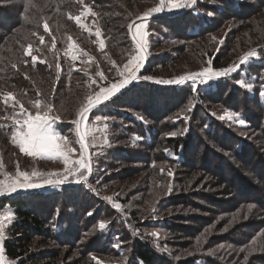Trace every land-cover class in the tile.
I'll return each mask as SVG.
<instances>
[{
    "label": "trees",
    "instance_id": "obj_1",
    "mask_svg": "<svg viewBox=\"0 0 264 264\" xmlns=\"http://www.w3.org/2000/svg\"><path fill=\"white\" fill-rule=\"evenodd\" d=\"M149 3H152L153 7H155L157 0H83V3L75 0H0V126H2L0 131L3 133L2 141L6 142L8 140L7 137H9L7 135L9 131H6V127L2 123L10 121L2 117L4 115L12 117L11 115L14 112L13 107L3 102L5 95L8 93L14 94L15 99L20 101L28 110L32 107L30 101H40L42 106L51 105L53 108L51 114L60 117L59 121L63 124L67 123L64 118H77V111L86 104V94H84L86 87L82 92L84 85L92 80L97 72L103 73L105 71L102 70L103 67L108 71H113L111 69L113 62L117 64L123 62L128 58V55L132 54L134 50L136 51L135 42L132 40L128 25L133 21L139 22V18L146 12L142 11L146 7L142 9L141 6ZM85 5H92L98 11V18L93 21L95 28H98L103 33L105 39L106 47L102 50L99 47L100 42L96 35L90 34L79 27L73 19L68 18L69 14L74 17V15L85 11ZM203 10L209 13L213 12L215 16H221L222 22L219 23L220 20L215 19L213 14L212 17L202 16L201 12ZM145 21L149 24L150 40L152 38L156 39L154 44L162 45V37H165L163 40L168 44L183 42L186 48H193L192 43L195 42L204 44L201 47V52L204 51L203 47H206V42L209 45L208 47L214 44L210 39V35L221 29L226 22L232 21L233 24H238V27L233 29L232 43H224V46L219 51L216 49L205 50V58L210 61L211 66L214 69L229 68L233 62L237 63L242 56L252 50L257 51V55L261 59L264 58V0H243L242 2L238 0H196L192 6L182 8L179 11H164L153 14L151 18ZM249 21L256 23L260 21L258 23L259 28L247 26L242 29L240 27V24L243 25ZM45 22L49 27V31L44 29ZM257 30L261 32H257ZM34 32L37 35H33ZM40 36L44 38L43 43L37 45V42L41 41L39 39ZM36 40L38 41L36 42ZM218 40L221 39L219 38ZM53 44L55 45L54 48ZM73 44L75 47L72 49V55L78 54L79 58L76 62L70 55L65 54L69 45ZM29 46L35 48L30 55H27L26 49ZM195 50L198 51L197 49ZM174 52L180 55L178 57H170L167 55L166 50L160 55L162 58L156 61H152L155 59L148 53L147 65L142 72V76L146 74L164 76L163 72L182 64L184 58L187 59L191 56L189 48L181 49V51L178 48ZM33 56L37 57L35 61L32 59ZM57 65H59V68ZM248 72L250 76H255L253 75L256 72L255 70L252 73L251 68H249ZM261 81L262 76L258 74V81L255 85H260ZM135 82L126 90L121 91L117 97H113V100L108 102L106 106L101 105L96 108V111L101 113V118L108 121V131L110 128V135L112 136L106 147V153L103 152L102 156L96 157L92 155V164L96 169L98 166L103 168V161L107 153L111 154L113 152L116 146L114 145L115 141L113 143V136H117L115 137L116 139L123 132L124 136L127 133V140L133 141L131 134L135 131L134 125L137 121L129 117V112H131L130 110H134L136 113L144 112L146 109L144 110L137 104H140V100H146V103H149L150 101L147 100L152 94L155 95V92L150 88L151 84H148V87L143 89L142 86H146V82H138V85L137 81ZM229 88L234 90L229 91ZM81 92L83 95H81V101L75 103ZM231 93L239 96L238 100L235 97V101H232L236 111H246L244 102L247 98L251 101L253 112L250 114H258L259 117L257 120L250 121V128L254 129L260 124L259 122L263 123L264 108L261 104L259 105V95L255 93L254 97H250L247 90L237 89L231 85L220 86L213 94L200 93V98H197L194 103L195 116L203 110L209 118L208 114L211 113V104H215L217 100H222L221 102L218 101L217 104H223L225 101L223 98ZM158 103L159 100H154L151 104V109L148 108L149 111L146 110L149 112L147 114L153 122L154 130L152 142L149 146L150 154L148 152L147 155L149 154L151 161L156 160L157 162L158 151L156 150L162 147L165 148L166 151H170L176 157L179 156L181 158V168L185 176L183 178L184 183L181 184L180 188L171 193L170 208L182 206V208L189 209L192 206L203 207L201 205H204L207 208L208 206H214L211 201L197 199L198 197L196 199L199 200L198 202L201 205H197L195 201L192 202V199L196 197L194 192L190 196L192 186H201L213 191L214 195L217 194L221 200L232 198L238 194L243 195L246 200L243 206L247 204L254 205V207H257L256 213L259 216V220L264 219V169L257 168L254 171L250 168L251 163L256 162L255 160L252 161L255 153L258 154L257 160L260 157V151L264 153L262 143L261 148L256 150L253 147L254 141L239 133L249 129L239 130L236 127H227L226 123L217 120V118H209L211 121L205 123L206 126L202 128L204 133H202L207 137L210 136V139H214V141L216 139L219 146H221L220 141L222 139L227 142H234L235 144L231 145L230 149L224 148V151L228 152L226 153V158L228 157L229 160L224 163L226 165L223 167L222 164L217 163L218 159L219 161L224 159L223 156L215 155L213 151H209L207 153L209 156H207L206 160L204 159L201 162L192 161L190 158L191 150H194L192 142H196L195 139L198 138L196 137L198 135H195L190 130L191 122L187 123L188 129L185 134L181 132L177 136L168 137L165 134H169V131L164 130L163 133L165 134L162 135L156 128L159 129L161 126L167 128L164 119L162 120V116H154L153 114L155 113L150 112V110H159V108H156L161 106L160 104L157 105ZM232 103H224V105L230 106ZM8 104L11 105L12 101L9 100ZM181 104L185 105L186 101L183 100ZM93 113L91 112V115ZM126 121L128 123H125ZM260 132L264 135L263 126ZM89 140L91 141V139ZM111 145L112 148L110 147ZM205 147L207 146L205 145ZM218 148L221 149V147ZM182 150L185 152L184 157L181 154ZM125 159L123 158V161ZM262 162L264 163V160ZM243 170L246 176H244ZM196 174H199V176H196ZM194 176L197 180L193 179ZM77 186H80V184L72 187L78 188ZM253 186L262 188L263 193L259 194L252 188ZM76 188L64 186L62 188V193L63 195L65 194L64 197L59 192L55 195L39 197L37 192L30 191L0 199V210L8 206L15 214L9 237L4 242V252L9 260L17 264H71L69 260L73 255L72 248L74 247L72 245V240L74 239L71 235L74 234L75 229L70 233L67 227L65 233H62L64 230L62 223L59 226L55 225L57 220L54 219L51 213L46 215L47 211L43 210L44 204L42 201L45 200L46 203L51 205L48 209L49 211L50 209L54 210V206L56 207L60 200L63 199L66 201L64 204L65 207L67 206L66 208H79L80 200L79 198H73L71 192H74ZM232 203L231 201L226 206H233ZM196 208V211L201 212L198 207ZM210 210L212 208L208 211ZM208 211H206V214H210ZM66 213L67 211L63 212L62 217L58 220L67 221L64 217ZM195 217L185 216L180 220L181 223L178 224L175 223L178 220L173 218L175 221L169 222L170 226L166 225V228L172 232H176L179 229V232H181L180 236L191 240L210 225L204 223L207 218L198 219V217ZM87 222L90 223L91 220ZM67 235L69 236L67 237ZM245 239L243 245L246 244L245 241L248 240V235ZM37 240L43 241V245L55 244L62 251L60 249L59 251L44 250L39 253L32 252L31 247ZM134 243H132L133 245L131 244L133 248L131 252H133L134 259L131 264H169V262L170 264H200L202 261V258L197 259L195 254L183 256V253L178 251H175V253L169 251V249L164 251L166 247L154 241L151 243L138 241L136 245ZM180 244L184 252L191 247V245L186 243ZM75 246L77 245L75 244ZM62 247L69 249V253H66L64 257L62 255ZM245 248L235 254V257L245 253ZM95 254L101 260L112 257L110 255L107 256L104 250ZM176 255L181 256L177 259ZM242 257L236 259V264H239L244 259V256ZM233 261L235 262V260ZM84 263L94 264L89 257L83 259L79 257L73 264Z\"/></svg>",
    "mask_w": 264,
    "mask_h": 264
},
{
    "label": "rangeland",
    "instance_id": "obj_2",
    "mask_svg": "<svg viewBox=\"0 0 264 264\" xmlns=\"http://www.w3.org/2000/svg\"><path fill=\"white\" fill-rule=\"evenodd\" d=\"M75 1L78 2V0ZM238 1L242 2L243 0ZM86 7H90L95 13V16L85 13V15L81 16V23L87 26L88 30L86 31L94 34L96 28L93 20L98 18V11L95 10L92 5H85L84 9ZM141 7L142 9L146 7L142 10L145 12L151 9L153 4H143ZM182 8L174 9L172 12L179 11ZM208 13L209 12L206 10L201 12L202 16L206 17H212L214 15L213 12V15H209ZM76 16L77 15H74V17ZM220 17L221 16L214 15L215 19L220 20L219 23L222 22ZM73 20L75 21V19ZM140 23H145L147 25L146 29L144 30L147 33V47L145 52L147 51L146 56L149 53V55L155 59L152 61L161 59L162 57H160V55L166 50L168 53L167 55L170 57H178V55H180L179 53L174 52V50L178 48L180 51L181 49L189 48V53H191L190 57L183 59L182 64L174 66L169 71L163 72L164 76H153L147 74L142 76L141 73L138 79L132 81L122 90H126L135 81H137V85L138 82H146V86H142L143 89L148 87V84L152 85L150 88L153 92H155V95L152 94L149 100H147L150 102L146 103V100H140V104L137 105L142 107L144 110H148V108L151 109V104L154 100H159L157 105L160 104L161 106L156 107L159 108V110H150V112L155 113L153 114L154 116H162V120L164 119V123L166 124L167 128L161 126V128H156V130L159 131V133H162V135L165 134L163 133L164 130H168L169 134H165L168 137L173 135L177 136L181 132L185 134L188 129L187 123L191 122L190 130L195 135H198L196 136L198 138L195 139L196 142H192L194 150H191V160H197L198 162H201L204 159L206 160L207 156H209L207 153H209V151H213L215 155L223 156L224 159L220 161L218 159L217 162L220 165L222 164L223 167L226 165L224 163L229 160L228 157L226 158V153L228 152H225L224 148L230 149V146L234 145L235 143L227 142L226 140L222 139L220 141L221 146H219V143L216 139L214 141V139H210V136H205L203 134L204 132L202 128L206 126V122L211 121L209 118H217V120L226 123L225 125L227 127H236L239 130L249 129L248 131L239 133L254 141V149H260L261 143L264 147V135H262L260 132L262 126L264 127V120L263 123L259 122L260 124H258L256 128H250V121L254 119L257 120L259 116L258 114H250L253 112V108L251 101L248 98L245 100V102L243 101L246 111H236L235 105L232 103V101H235L236 98L238 100L239 96H235V93H231L230 95H227L223 98V100H225L224 103H232L230 106H226L224 103L217 104L218 101H222L217 100L215 104H211V113L208 114L210 116L209 118L206 116L207 114H205L206 112L203 110H201L200 113L198 112L197 116H195L194 104L197 101V98H200V93L213 94L218 90V87L231 85L237 89L239 88L242 90H247L250 97H254L255 93H257L259 95V105L261 104V106L264 108V96L261 95V93L264 92V58L261 59L257 55L250 58L248 63L245 64H240V60L237 61V63L233 62L235 63H232L233 65L238 66L236 67L235 71H232L225 76L213 77L210 80H204L203 77H197L194 80L188 79L180 84L164 83V81L175 80L181 76L195 75L200 73L204 68H211L214 72L223 70L214 69L211 66L209 61H207L205 58V50L216 49L219 51L224 46V43L229 42L231 44L234 34L233 29L238 27V24H233L232 21L226 22L223 27H221V29H219L217 32H213L210 35V39L214 42V44L208 47L209 45H207L206 42V47H203L204 51L201 52V47L204 44H198L195 42L192 43L194 46L193 48H186L185 45H183V42L178 44H175L174 42L173 44H168L163 40L165 37H162V45L154 44L156 39L152 38L150 40L151 35L150 29L148 27L149 24L147 21L142 20L136 23V25H139ZM258 23H260V21L257 23L249 21L246 24H240V27L242 29L246 28L247 26L259 28ZM134 31L135 26L132 29V32ZM257 32L261 31L257 30ZM130 35L132 37L131 32ZM219 38L221 40H218ZM98 39L99 42L100 40H103L105 44V39L102 32ZM37 41L38 40H36V42ZM41 43V41H38L37 45H41ZM197 45L200 50L198 49ZM32 47H27V55L32 53L33 49L35 48ZM133 54H135V50L132 54L128 55V58H126L123 62L118 64L115 63V67L111 64V69L113 71H108L105 67H103L102 70H105L103 71L104 79H101V77L98 75L100 72H97L94 75L95 77L88 81L87 84H85L82 88L83 92V89L86 87L84 93L86 94L85 101L88 95L99 91V87H107L111 83L117 82L119 79H121V77L117 74V68L122 69L123 65L127 63ZM74 55L77 57L74 60V62H76V60L79 59L78 54ZM143 64L144 60L139 71L142 69ZM232 64L231 67L233 66ZM249 68H251L252 73H254L253 70L258 73L256 74L255 72V74H253L255 76H250L248 72ZM258 74L262 76V81L260 85H255L258 81ZM127 75L128 73H125V76ZM144 77H150L151 79H144ZM93 80H95L96 83H92ZM239 80H244L251 83V90L241 87L237 82ZM233 90V88H229V91ZM82 92L79 93V98L75 103L81 101L80 98ZM183 100L186 101L185 105L181 104ZM146 110L144 112L146 114L149 113V110ZM13 111L14 112L11 115L12 117L19 112V106L17 105ZM29 111L34 112L35 109L31 107L29 108ZM130 111L129 117L136 119L138 123L134 125L135 131H133L131 134L133 141L130 142L127 140V133L124 136L122 132V135H118L119 137L116 139L115 137L117 136H113V143L115 141L114 145L116 146L114 147L113 152L111 154L107 153V156L104 158V165L102 164L103 168L102 166H98L97 169L93 167L91 160L92 155L96 157L102 156L103 152L106 153V147L109 144L112 136L110 135V128L108 131L107 120H104L103 118H101V121L99 122L95 120L96 116L102 117L101 113L95 109L91 111L94 112L92 115L91 112L89 113L87 124L89 127L95 124L98 128L102 129V131L94 132L92 136L88 137V155L90 156L91 172L85 173L86 179H80V175L77 173L76 176H68L67 180H65V182L58 187H50L46 185L44 188L34 190L38 193L39 197L55 195L58 192L62 197H64L65 194L63 195L62 193V188L64 186L76 188L72 186L80 184V186H77L78 188L74 189L75 193L71 191L72 197L79 198L80 200V205H78L80 206L79 208H74L73 206L72 209L66 208L67 206L65 207L64 205L66 201L63 199L60 200L56 207L54 206V210L50 209L49 211L48 209L51 207V205L46 203L45 200L42 201L44 204L43 210L47 211L46 215H50L51 213L53 214L54 219L57 220L55 225L59 226L62 223L64 228L62 233H65L67 227L70 233L75 229L74 234L71 235L74 239L72 240V245H74V247L72 248L73 255L69 262L73 264L79 257L82 259L89 257L93 260L94 264H131V261L134 260L133 252H131L133 249L131 244L135 242L134 245H136L138 241L146 243H151L154 241L157 244L166 247L164 251L168 249L173 253L178 251L179 253H183V256L195 254L197 255V259L202 258L200 264H236V259H239L242 256H244V259L239 262V264H264V219L259 220V216L256 213L257 207H252V209L249 210L248 204L243 206V204L246 202L243 195L238 194L232 198H224L225 200H221L217 194L214 195V192L207 188H203L201 186H192L190 196L193 195V192L196 195V197L192 199V202L195 201L197 205H201L197 199L209 200L214 204L215 207L208 206L207 208L204 205H201L203 207L196 206L203 213L196 211L197 208L195 206H192V208L190 207L189 209L182 208V206L170 208L169 202L171 193L178 190L181 184L184 183L183 178L185 176L184 171L181 168V158L179 156L176 157L174 153L166 151L165 148L162 147L159 150H156L158 151L157 162L156 160L151 161L149 156V146L152 142V133L154 132L152 126L153 122L148 117V114L146 115L142 111L139 113H136L134 110ZM233 114H238L239 119H243L245 123L243 125L240 124L237 116ZM50 115L52 114L50 113ZM4 116H8V120H10L2 123L6 127V131H9L7 132L9 137H7L8 142H3V133L0 131V162L3 164V169L0 171L8 174H15L18 167L19 171L21 172L31 173L33 170H36L41 173L57 172L63 175L64 164L61 161L33 158L21 153L19 148L11 142L13 121L10 115ZM222 116L224 117L223 119L220 118ZM75 119L74 117H68L64 118V121L67 122L66 124L61 123L59 120H56L53 124L54 129L68 139L69 146L76 150L71 154L72 159H78L80 155L79 144L77 143V136L75 134V126L72 123V121ZM125 123H128V121ZM121 124H123V122H121ZM105 125H107L106 129ZM93 136L95 137V140H93ZM89 139H91V141ZM205 145L207 147H205ZM110 147L112 148V145ZM218 147H221V149ZM117 149L119 150L117 151ZM148 152L149 154L147 155ZM181 154L184 157L185 152L182 150ZM263 154L264 153L260 151V157L258 160L257 153H255L254 159L252 158V161H256L252 162L250 166V168H252L254 171L257 168L264 169V163L262 162L264 160ZM123 158L126 159L123 161ZM242 172L244 176H246L244 170ZM196 176H199V174H196ZM3 178L4 177L0 175V179ZM193 179L197 180L195 179V176ZM78 180L79 182H77ZM252 188H254V190H256L259 194L263 193V189L260 187L253 186ZM25 190L30 189H18L16 192ZM176 194L178 193L176 192ZM107 198H111V200ZM231 201L233 202V206H226ZM115 204L121 206L119 210L114 207ZM210 208H212V210L208 211ZM6 210H11L14 214V211L8 206L1 209L0 213H3ZM65 211H67V213L64 214V217L68 222L65 220H58L60 217H62L63 212L65 213ZM206 211L210 212V214H206ZM89 213H91V215H89ZM171 215H173L172 218ZM185 216H190L191 218L196 216L198 219H204L202 217H205L207 220L204 221V223L210 225H208L205 230H202L201 234H198L191 240L180 236L179 234L181 232H179V229H177L176 232H172L166 228V225H168V227L170 226L169 222L175 221L174 219L178 220L177 222L175 221V223H181L180 220ZM14 220L15 214L14 219H12L11 222H5L6 226L4 228L5 238L3 240V250L4 242L9 237L10 229ZM88 220H91V222L88 223ZM102 222L106 225L104 229H100L99 227V224ZM247 235L248 240L245 241L246 244L243 245V241L246 240L245 237ZM68 236L69 235H67V237ZM40 241L37 240L32 245V252L39 253L40 251L44 250L59 251L61 249L55 244L43 245V241ZM180 243H186L187 245H191V247L186 252H184L180 246ZM75 244L77 246H75ZM62 248V255L64 257L66 253H69V249L64 247ZM243 248H245V253H242L239 257H235V254L242 251ZM102 250L105 251L107 256L110 255L112 257L103 258V260H101L95 253H99ZM4 256L6 261H11L6 257L5 252ZM176 256V258L179 259L178 257L181 255ZM93 257H95V259H93ZM232 259L235 260V262ZM14 264L17 263L14 262Z\"/></svg>",
    "mask_w": 264,
    "mask_h": 264
},
{
    "label": "snow or ice",
    "instance_id": "obj_3",
    "mask_svg": "<svg viewBox=\"0 0 264 264\" xmlns=\"http://www.w3.org/2000/svg\"><path fill=\"white\" fill-rule=\"evenodd\" d=\"M79 3H83V0H78ZM196 0H157L155 7L149 9L143 16L139 19H146L151 17L153 14H158L164 11L171 12L174 9H179L182 7L192 6ZM91 14L95 16V13L90 7H86L84 12H81L80 15L72 17L69 14V19H75V22L82 28L87 29V26L81 23V16ZM212 15L213 13H208ZM135 26V31L132 32L133 27ZM147 25L145 23H140L136 25L135 21L128 25L129 31L132 33V40L135 42V54H133L130 59L123 65V68H117V74L121 77L117 82L111 83L107 87H99V91L94 92L86 97V104H84L76 113V119L72 121L75 126V134L77 136V143L79 144V158L72 159L71 154L76 151L73 147L69 146L68 139L64 137L60 132L56 131L53 127V124L56 120H59L60 117L50 115L53 111L51 105H43L40 101H30L32 107L35 109L34 112L29 111L24 107L20 101L15 99L14 94L8 93L5 95L3 102L15 108L19 106V112L11 117L13 121V129L11 135V142L17 146L21 153L26 156L40 159L48 160H59L64 164L63 175L57 172L50 173H41L39 171L33 170L31 173L21 172L17 167L15 174H8L3 171H0V175L4 178L0 179V196L11 194L16 192L18 189H41L46 185L50 187H58L67 180L68 176H76L77 173L80 175V179H86L85 173L91 172L90 156L88 155L89 143L88 137L92 136L94 132L102 131L95 124L91 127L88 126V115L89 113L101 105H107L108 102L113 100V97H117L128 84L133 80L138 79L136 73L142 66V62L145 59V50L147 47L146 36L147 33L144 31ZM45 31H49L47 23L44 24ZM90 31V30H89ZM91 34V33H90ZM37 35V33H33ZM94 35L98 38L101 36V31L97 28ZM39 39L43 43V37L40 36ZM71 39V37H69ZM53 48L55 45H52ZM31 47V46H29ZM75 45H69L66 55H70L73 60L77 57L72 55V49ZM100 49L102 50L105 47L104 41L100 40L99 44ZM30 54V53H28ZM257 56L255 50L249 51L244 56L240 58L239 63L245 64L248 63L250 58ZM33 61L37 57H32ZM43 62V61H41ZM210 63V61H209ZM115 67V62H113ZM15 67V65H13ZM59 68V65H57ZM237 65L232 67L220 70L213 71L211 68H204L200 73L189 76H181L175 80L164 81L168 84H180L188 79H196L197 77H203L204 80H210L213 77L225 76L228 73L235 71ZM125 73H128L125 76ZM101 79H104L103 73H98ZM144 79H151L150 77H144ZM160 82V81H157ZM241 87H245L249 90L252 88V84L244 80L237 81ZM92 83H96L95 80ZM264 96V92L261 93ZM9 100L13 101L11 105L8 104ZM236 115L237 118L238 114ZM3 119H9L8 116L2 117ZM140 118V117H138ZM223 119L224 117H220ZM231 118V117H230ZM95 120L97 122L101 121V117L96 116ZM240 124H244L243 119H239ZM2 127V126H0ZM107 125H105L106 129ZM138 139V138H134ZM93 140L95 137L93 136ZM3 169V164L0 162V170ZM79 182V180L77 181ZM111 200V198H107ZM118 210L120 205L115 204ZM254 205H248V209L251 210ZM91 215V213H89ZM14 219V214L11 210H6L3 213H0V264H14L13 261H6L3 250V240L5 238L4 228L6 226L5 222H11ZM100 229H104L106 225L102 222L99 224ZM156 235V234H153ZM95 259V257H93Z\"/></svg>",
    "mask_w": 264,
    "mask_h": 264
},
{
    "label": "water",
    "instance_id": "obj_4",
    "mask_svg": "<svg viewBox=\"0 0 264 264\" xmlns=\"http://www.w3.org/2000/svg\"><path fill=\"white\" fill-rule=\"evenodd\" d=\"M152 17V16H151ZM151 17H148V18H146V19H149V18H151ZM146 19H143V20H146ZM142 19H140L139 21H141ZM135 23H137V21H135ZM147 56H146V52H145V59H144V64H143V67H142V69L138 72V73H136V75H137V77H139V75L143 72V70H144V68H145V65H146V62H147ZM134 81V80H133ZM129 85V84H128ZM127 85V86H128ZM123 90V89H122ZM34 190H36V189H30V190H25V191H21V192H14V193H11V194H6V195H3V196H0V199L1 198H4V197H7V196H11V195H14V194H18V193H22V192H29V191H34Z\"/></svg>",
    "mask_w": 264,
    "mask_h": 264
}]
</instances>
